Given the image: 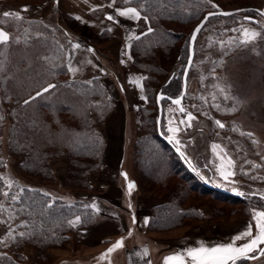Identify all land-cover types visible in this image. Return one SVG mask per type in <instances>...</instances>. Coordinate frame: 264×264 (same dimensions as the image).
Returning a JSON list of instances; mask_svg holds the SVG:
<instances>
[{
	"label": "trees",
	"instance_id": "16d2710c",
	"mask_svg": "<svg viewBox=\"0 0 264 264\" xmlns=\"http://www.w3.org/2000/svg\"><path fill=\"white\" fill-rule=\"evenodd\" d=\"M31 1L41 3L46 0ZM210 4L209 0H163L162 3L161 0H152L150 4L139 0H129L128 3L117 0V7H137L142 17L146 15L149 18L147 21L143 18L139 20L137 35L146 32L149 25L154 29L141 40L134 37L129 48L133 68L146 73L143 91L151 104H156L160 90L169 98H177L181 94L189 57V39L204 15L216 11L209 9ZM262 5L264 8V0ZM3 12V5L0 4V27L10 34L12 42L0 47V52L6 55L8 61L5 65L8 78L0 79V225L12 227L18 223L10 234L7 246L3 245L5 250L0 252V264H43L50 259L46 251L65 247L74 238L81 237V230L94 225L99 215L89 207V201L75 199L67 203L18 178L7 186L2 173V136L7 134L8 151L31 177L51 179L50 162L66 157L71 164L70 180L77 188L88 189V175L99 169L105 148L100 122L113 111L115 105L102 83L107 69L95 78L91 86L87 81L68 78L67 58L72 38L61 22L54 24L33 15L23 16L22 20L4 18ZM91 14L99 18L104 10L98 8ZM237 16L214 17L210 22ZM66 20L75 22L70 17ZM186 25L189 26L188 31L183 29ZM75 28H80L76 22L70 29ZM100 39L109 42L111 35L103 32L92 41L99 43ZM37 54L42 59H37ZM177 66L179 69L175 68ZM29 68L35 71L26 75L24 70ZM48 84L57 87L30 105H24L25 99L34 97L36 91ZM189 97L194 96L187 92L184 104L188 103ZM168 103V99L162 101L163 109ZM161 129L162 134L169 137L164 117ZM150 130L139 142L138 165L144 173L140 180L162 187L164 191L163 201L152 209L150 231H170L187 219H200L199 207L202 204L196 201L202 196L212 195L220 197L219 200L231 199L232 203L264 208V200L260 198H235L208 187L211 182L206 183L200 175L190 172L173 148L159 136L156 123ZM3 192H9V196H3ZM12 195L18 197V201L14 202ZM76 216L82 218L77 228L69 224ZM21 219L23 221L19 223ZM21 232L25 233L23 237L19 236ZM32 254L34 260L30 262Z\"/></svg>",
	"mask_w": 264,
	"mask_h": 264
},
{
	"label": "rangeland",
	"instance_id": "374dc122",
	"mask_svg": "<svg viewBox=\"0 0 264 264\" xmlns=\"http://www.w3.org/2000/svg\"><path fill=\"white\" fill-rule=\"evenodd\" d=\"M212 4L218 5V8H213ZM262 7V0H213V3L211 2L210 10L227 11L244 8V11L234 14L238 15L236 18L215 19L205 26L196 41V43L198 42L197 52L188 77L187 92L194 97H189L188 103L182 102L181 105H174L169 101L163 111L165 131L167 132L169 128L179 129V132L172 131L167 134L169 137H174V143L176 139L181 141L183 147L176 145L185 151L188 161H191V163L188 162L190 166L193 168L195 165L194 172L199 173L206 183L211 182L212 186L216 188H223L232 193L238 191L245 193L241 199L252 197L249 196L251 194L264 195V17L256 11L257 9L264 10ZM58 13L59 11L48 5L32 15L54 24L61 22L65 28L73 27L75 22H68L66 18L61 19ZM246 17L254 18L256 21H248ZM188 27L186 25L183 29L188 31ZM244 29L249 30V35L257 32L261 35L249 40L247 44H243L241 41L247 39L241 35ZM106 42L104 39L99 40V49L102 52L105 51L104 53H106L105 48L108 43ZM220 42H223V48L219 46ZM175 68L179 69L178 66ZM107 70L109 73L103 74L102 83L116 105L120 97L114 80L110 79L114 74V69ZM134 71L139 77H146V73L138 72L135 69ZM105 76L107 77L104 78ZM138 76L136 78H139ZM221 88L224 89V92H220ZM141 94L146 96L144 91ZM225 95L230 98L224 99ZM213 96L216 97L215 100L212 99ZM233 96H238L239 102L232 100ZM155 103V105L151 104L148 99L146 102L141 99L135 100L127 107L130 114L128 115L126 109L127 116L124 115L125 117L114 115V106L113 111L100 122L105 148L99 169L88 175L90 182L88 189L77 188L74 185L75 182L70 180L71 164L66 157L50 162L53 176L51 179L31 177L25 170H22L19 161L8 151V137L5 133L2 136L1 153L4 161L2 173L7 186L13 179L18 178L22 182L37 186L48 195L61 198L67 203L81 199L89 201L90 205H96L97 199H105L104 197L108 196L112 199L116 198L118 191L123 189L125 192L127 191V182L119 177L118 150L109 149L108 146L111 143L117 144L121 140L120 130L125 124V140L130 144V153L127 155L128 160L123 163V169L129 173V181L134 182L136 187L133 189L131 197L127 193L125 194L126 197L122 200L121 205L124 210H127L129 204L135 208L138 204V212H142L143 215H151L152 209L163 201L161 197H163L164 191L162 187L150 185V182L143 183L140 180L144 173L138 165V149L139 142L147 136L146 134L150 133L154 124H157L156 100ZM214 104L220 105V107L216 108L213 106ZM180 107L185 108V115L187 112H191L195 117L191 121L190 128L186 129L179 123L182 118L179 113ZM216 120L224 123L225 128L220 129L215 124ZM248 133L252 135L249 136ZM212 144L220 145V148L213 150ZM221 149L236 161L234 182H232V178L229 181H223L220 174L214 171V167L221 163L223 156ZM245 161L249 163H245ZM252 165H257V167H252ZM229 170L225 158L221 171ZM245 172L249 175H244ZM192 182L195 183V181ZM115 186L117 187L115 188ZM106 187H111L114 191L105 193ZM219 199L221 198H214L212 195L202 196L200 200L196 201L197 204H202L199 207L200 219H187L184 224L170 231L149 230L147 236L137 232L133 237H130L128 247L150 248L152 264H163L166 256L181 252L187 247L229 243L232 237L244 230L248 224H253V235L258 234L253 222V215L256 211H264V208L232 203L231 199L229 201ZM94 211L97 212L95 209ZM132 215H135L133 211ZM21 221L23 220H19V223ZM72 221L75 222V218ZM17 223L11 225L12 227L0 225V241L5 242L4 240H6L3 244L1 242L0 252L5 250L3 245L7 246L11 236L8 233H13ZM80 224H77L75 228ZM81 237L74 238L65 247L46 251L45 254H50V259L44 261L43 264L122 263L118 259L112 263L109 260V254L103 259L100 256L98 260H94L97 256L92 257L91 255L96 250L98 251L99 247L88 249L82 246ZM246 242L247 240L237 241L236 246ZM105 253L107 250L103 254ZM143 256L146 257L143 254L140 255V258ZM33 260L32 254L29 261L33 262ZM247 262L248 264H264V256Z\"/></svg>",
	"mask_w": 264,
	"mask_h": 264
},
{
	"label": "crops",
	"instance_id": "0c3cea01",
	"mask_svg": "<svg viewBox=\"0 0 264 264\" xmlns=\"http://www.w3.org/2000/svg\"><path fill=\"white\" fill-rule=\"evenodd\" d=\"M109 3L110 0H59V3H57L56 0H46L41 3H34L31 0H0V4L3 5L4 11L21 12V9L27 6L29 10L21 12L22 17L31 16L32 13L40 11L50 5L53 9L59 11L58 15L61 19L66 17L72 18L80 28L69 29L63 26L72 38V42L68 49V66L71 65V67L77 69L76 72L68 71V78L72 81H88L93 77H99L104 69L110 68L109 71L114 69V74L110 79L114 80L120 97V100H118L115 105L114 115L118 114L119 116L123 115V117H125L129 111V108H127L129 104L135 100H140L142 96V91L140 90L142 80L139 81V84L129 83V79H138L136 78L138 76L137 72L135 73L134 69H132V61L123 57L126 63L123 65L120 63V59L122 58L121 53L126 49L129 51L127 46L130 45L131 40L137 35L138 21L119 16H117L118 23L107 21V15L114 14L116 8H121L117 7L116 4L113 7H109ZM98 8L104 10V14L102 17L96 18L91 12ZM76 16H80L81 19L76 20ZM108 29L111 30L109 31ZM103 32H108L111 35V39L105 48L106 53L99 49V43H94L92 41L93 38L101 35ZM75 43H80L81 48L73 50L71 45ZM88 48L93 49L94 52H88ZM70 56L71 58H69ZM89 61H91V63H89ZM106 77L107 76L104 78ZM121 85H123V90H121ZM129 114L128 112V115ZM125 128L124 124V127L120 130V134L122 133L121 140H119L117 144L111 143L108 146L109 149L118 150V158H120L118 160V164H120L119 177L123 180L124 178L120 173L126 172L129 174L123 169V163L128 160L127 155L130 153V144L125 140ZM104 159H106V157H104ZM124 182L127 181L124 180ZM116 187L117 186H115V188ZM105 190V193L114 191L111 187H106ZM126 193L127 191L125 192L123 189L117 192L116 198L114 199L109 196L104 197L105 199H97L95 206L100 209L98 212L99 219L91 227L83 229L81 244L88 249L99 247V250H96V252L91 255L92 257L94 255L97 256L94 260H98V258L102 256L101 254L106 250L113 247L118 241H123L122 247L116 248L111 253H108L109 260H111L112 263L115 262V259H118V261L122 262L120 264H147L148 261L152 264L153 260L149 252L150 248L139 249L138 247H128V241L135 233L139 232L140 235L147 236L149 223L145 225L144 221L145 218L150 221V214L143 215L142 212H138V204L136 208L134 206L131 209L128 208V211L124 210L121 203L126 197ZM132 211L135 213L134 216L132 215ZM133 217H135V223L133 222ZM176 240L180 241L179 239ZM145 252L148 254L146 257H141V260L140 255L145 254ZM169 264H178V262L170 261Z\"/></svg>",
	"mask_w": 264,
	"mask_h": 264
},
{
	"label": "snow or ice",
	"instance_id": "6c2138e0",
	"mask_svg": "<svg viewBox=\"0 0 264 264\" xmlns=\"http://www.w3.org/2000/svg\"><path fill=\"white\" fill-rule=\"evenodd\" d=\"M57 3H59V0H56ZM125 3H128L129 0H124ZM141 3H148L150 4L152 0H139ZM163 0H161V3ZM211 3V0H209ZM117 3V0H110L109 7H113ZM213 8H218V5L212 4ZM29 9L27 6L21 9V12H26ZM95 11V9H94ZM21 12H13V11H4L2 13V16L4 18H9V17H15L16 19H23L21 16ZM231 15L230 13H218V12H209L208 15L204 18V20L201 22L200 25H198L192 32V35L190 36L189 39V44L190 45H195L197 41L198 35L202 32V30L205 28V26L210 22L211 17L215 15ZM260 15L264 16V12L260 13ZM117 16L119 17H125L130 20H140L143 18L145 21H147L149 18L145 16H141V12L138 11L137 7H124V8H116L114 14H109L106 16L107 21H112L114 23H118L119 21L117 20ZM76 20H80V16L75 17ZM248 19V18H246ZM109 31L111 29H108ZM235 31V29H233ZM154 32V29L152 26H148L146 32H142L140 35H136L135 39L136 40H141L142 37H146L147 35L151 34ZM241 35L247 37V39H244L241 41L243 44H247L249 40H253L256 37L260 36V33H252L249 35V30L244 29L243 33ZM12 42V38L9 36L8 32L3 29V27H0V47L8 46ZM27 43V41H25ZM221 48H223V42H220L219 45ZM72 49H80L81 44L80 43H75L71 45ZM127 48H131V45H128ZM88 52H94L93 49L88 48ZM121 59L120 63L123 65L126 63V60L123 57H126L127 60H131L132 56L131 53L126 49L121 53ZM71 58V56L69 57ZM37 59H42V57L37 54ZM8 63L7 57L3 52H0V79H7L8 78V73L5 68V65ZM91 63V61H89ZM189 64H191V60H189ZM76 68L71 67V65L68 66V71L69 72H76ZM25 74H29L30 72L35 71L34 69L29 68L28 70H24ZM186 77V72L184 73ZM146 79L145 77H139L138 79H129L130 84H139L140 80ZM95 78L93 77L92 79L88 80L86 83L91 86L94 83ZM57 85L55 84H48L46 87H42L41 90L36 91V94L34 97H30L29 99L24 100V105H30L35 99L42 97L45 93H51L53 89H55ZM121 90H123V85H121ZM141 91H143V87L141 86L140 88ZM220 92H224V89L221 88ZM230 97L225 95L224 99H229ZM140 99L142 101H147L148 97L147 96H141ZM166 99H171V102L174 105H181L182 104V99L183 97L180 98H168L166 97L163 93L158 95L156 97L157 103L159 104L161 101H164ZM213 100L216 99L215 96L212 97ZM232 100L239 102V97L238 96H233L231 97ZM216 108H219L220 105H213ZM185 108L180 107L179 108V113L181 114L182 118L180 119L179 123L181 125H184L185 128H190L191 121L195 119V117L192 115L191 112H187L185 115ZM187 121V123H186ZM159 122V121H158ZM215 124L219 126L220 129L225 128L224 123H222L219 120L215 121ZM176 131L179 132V129H167V132H172ZM166 132V134H167ZM249 136H251V133H248ZM174 137H169V142L171 143L173 141ZM175 143L178 146L183 147L181 144V141L176 139ZM253 143H255L253 141ZM181 147H178V151L181 155L182 158L188 160V156L186 155L185 151L181 150ZM211 148L213 150L220 148V145L217 144H212ZM221 152H223V156L221 157V163L217 166L214 167V171L218 172L222 178L223 181H229L230 178H232V182H234V177L236 175V161H234L230 156L227 155V153L221 149ZM226 158V163L229 167V171L224 172L221 171V169L224 167V160ZM191 163V161H188ZM245 163H249L248 161H245ZM252 167H257V165H252ZM193 168L195 170V165H193ZM199 175V173H197ZM120 175L124 178L125 181H127L126 184V189H127V194L129 197L132 196L133 189L136 187L134 182L129 181L128 174L126 172L120 173ZM244 175H249V173L245 172ZM219 186V185H217ZM237 195L244 196L245 193L243 192H237ZM3 196L8 197L9 192H3ZM11 199L16 202L18 201V197L15 195H12ZM260 199H264V196H261ZM89 207L94 208L97 212L100 211L99 208H97L95 205H90ZM129 209H131L132 205H128ZM82 222V218L80 216L75 217V222L69 221V224H71L72 227H76L77 224ZM133 222L135 223V217H133ZM253 222L255 225V228L257 230L256 235H253V224H248L246 225L245 229L238 232L234 237H232L231 242L229 243H221L217 244L215 246H204L201 244L200 246H192V247H187L185 250H182L181 252L175 253L170 256H166L164 258L163 264H169L170 261H177L178 264H238V262H243V261H248V260H255L258 259L259 257L264 256V247H261L264 245V211H256L253 215ZM145 225L149 223L148 219L145 218L144 221ZM10 235V233H8ZM25 233L21 232L19 233L20 237H23ZM241 240H247L246 243H243L239 246H236L237 241ZM2 242V241H0ZM123 245V241H118L113 247L109 248L107 250V253L102 254L101 259L107 256L108 253H111L114 249L120 248ZM145 256H147V253L145 252ZM147 264H150V261L147 262Z\"/></svg>",
	"mask_w": 264,
	"mask_h": 264
},
{
	"label": "water",
	"instance_id": "95a60500",
	"mask_svg": "<svg viewBox=\"0 0 264 264\" xmlns=\"http://www.w3.org/2000/svg\"><path fill=\"white\" fill-rule=\"evenodd\" d=\"M244 11V9H236V10H227V11H225V10H219V11H211V12H218V13H230L231 15H215V16H213V17H218V16H222V17H228V16H232V15H234V14H237V13H241V12H243ZM259 14L260 13H262L263 11H261V10H256ZM209 13V12H208ZM208 13H206L205 15H204V17L197 23V25L194 27V29L198 26V25H200L201 24V22L204 20V18L208 15ZM213 17H211V18H213ZM264 17V16H263ZM246 18H248V19H246V20H248V21H251V22H255L256 21V19H254V18H251V17H246ZM193 29V30H194ZM200 35V34H199ZM198 35V36H199ZM197 39H198V37H197ZM195 45H196V43H195ZM195 45L193 46V45H190L189 44V57H188V61H187V64H186V67H185V70H184V73L186 72V77H185V75L183 74V78H182V91H181V94L177 97V98H180V97H183V99H182V102H183V100H184V97H185V95H186V92H187V88H188V77H189V74H190V70H191V68H192V65H193V62H194V56H195ZM189 60H191V64H189ZM172 79V76L169 78V80L167 81V83L170 81ZM162 92L160 91L158 94H157V96L158 95H160ZM165 95V94H164ZM166 96V95H165ZM166 97H168V96H166ZM169 98V97H168ZM170 102H171V99H168ZM156 102H157V100H156ZM172 103V102H171ZM173 104V103H172ZM157 108H158V118H157V131H158V134H159V136L171 147V148H173V150L175 151V153L179 156V158L181 159V161H182V163L185 165V167L190 171V172H193L194 173V169L190 166V164L188 163V161L186 160V159H184V158H182L181 157V155H180V153H179V151L177 150L178 149V147L176 146V144L174 143V140L170 143L169 142V137H165L163 134H162V129H161V124H162V119H163V111H164V109H163V105H162V101L158 104L157 103ZM159 121V122H158ZM208 187H210V188H212V189H215V190H217V191H219V192H221V193H224V194H228V195H230V196H232V197H235V198H243V196H241V195H237L236 193H232V192H229V191H227V190H225V189H223V188H216V187H214V186H212V185H207ZM250 196H252V197H257V198H260L261 196H264V195H261V194H251ZM264 200V199H263ZM262 247H264V245L262 246ZM260 258V257H259ZM256 260V259H255ZM248 261H253V260H248Z\"/></svg>",
	"mask_w": 264,
	"mask_h": 264
}]
</instances>
